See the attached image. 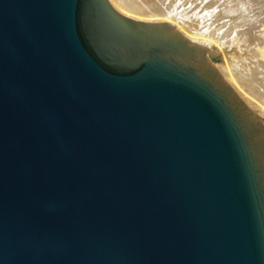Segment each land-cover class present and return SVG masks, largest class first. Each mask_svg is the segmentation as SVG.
Returning a JSON list of instances; mask_svg holds the SVG:
<instances>
[{"label":"water","instance_id":"1","mask_svg":"<svg viewBox=\"0 0 264 264\" xmlns=\"http://www.w3.org/2000/svg\"><path fill=\"white\" fill-rule=\"evenodd\" d=\"M210 54L107 0H0V264H264V123Z\"/></svg>","mask_w":264,"mask_h":264},{"label":"bare ground","instance_id":"2","mask_svg":"<svg viewBox=\"0 0 264 264\" xmlns=\"http://www.w3.org/2000/svg\"><path fill=\"white\" fill-rule=\"evenodd\" d=\"M107 1L109 2V5L113 9H115L117 12L128 18V20L134 22H137V20L144 21L146 22V24H152V25L173 26L187 41L198 44V50H210L211 54L208 63L216 69L217 75L221 80H223L228 85L230 84L229 86L230 87L232 86L235 89V90L233 89L235 93V97L238 99H241L239 96L244 98L243 94L240 91L241 89L240 84L238 83V80L240 79V82L241 81L246 82L247 86L249 84L252 87V89L256 88L257 90L256 91L254 89L255 91H253L251 89L252 93L253 92L255 93V94L253 93L255 97L251 96L252 94L250 89H248L247 92L249 94L250 91L251 95L249 96L253 97L252 100L255 98L254 100L257 101L256 103H251L252 100L251 101L248 100L250 98L249 96H247L249 97L248 99L245 96L244 101L250 107L255 106V104L259 105L261 108L260 109L261 112L264 113V63L259 62L255 58V56L250 55L249 57L246 58L245 56H242V60H244V62L246 61V63L248 62L249 66L248 68L245 69L244 68L239 69L237 66H239L240 64L239 65L236 64L237 63L236 60L234 59L233 56H229V54L227 53L228 51L225 52L226 50L222 49L219 58V56L215 55V52H213L210 49L211 47L210 48L208 47L211 46V41H212L209 39V37L213 39L214 42H218V44L221 47H223L228 42L227 39H230L232 36L235 37V35H238L240 33L241 34L244 33L248 35L255 34L254 31L257 29V27L260 25H264L263 22L264 13L261 11L262 8H260L262 4L259 5L258 0H107ZM160 19H165V20H160ZM169 19L170 20L172 19V21L175 22V25L167 21ZM245 53L248 55L247 52ZM220 59L221 61H219ZM227 68L230 69L232 68L234 73H237L238 76L237 78H239L237 81H235L229 75V73L227 72ZM224 78L227 80L228 83L225 81ZM251 87H247V88H251ZM235 91L238 93L239 96ZM241 100L243 101V99ZM247 104L245 105L247 106ZM249 106H247V108L251 110ZM257 120L258 122H261L262 119L259 116H257ZM260 132H261L260 140H262L264 143L263 128H260Z\"/></svg>","mask_w":264,"mask_h":264},{"label":"rangeland","instance_id":"3","mask_svg":"<svg viewBox=\"0 0 264 264\" xmlns=\"http://www.w3.org/2000/svg\"><path fill=\"white\" fill-rule=\"evenodd\" d=\"M258 2H259V5H261L260 6V8H262L261 9V11L264 13V0H258ZM233 9V8H232ZM154 19V18H153ZM153 19H151V20H153ZM147 20H150V19H147ZM157 20V19H156ZM160 20H165V19H160ZM167 21H169V22H171L172 24H174L175 25V22H173L172 21V19L170 20H167ZM264 22V21H263ZM255 32V34H253V35H248V34H244V33H240V34H238V35H235V37L234 36H232L230 39H227L228 40V42L223 46V47H221L219 44H218V42H214V40L213 39H211L210 37H209V39L210 40H212L211 41V46H208L213 52H215V55H217V56H219V58H220V52L222 51V49L223 50H226L225 52H227L228 54H229V56H233L234 57V59L236 60V64L237 65H239V66H237L239 69H245V68H248V62L246 63V61L244 62V60H242V56H245V58L246 57H249L250 55L251 56H255V58L259 61V62H262V63H264V25H260V26H258L257 27V29L254 31ZM237 36V37H236ZM235 38V39H234ZM240 38V39H239ZM246 39V40H245ZM248 39V40H247ZM230 40V41H229ZM240 41H241V43H240ZM257 41V42H256ZM215 43H216V46H215ZM247 44V45H246ZM249 44V45H248ZM260 44V45H259ZM219 45V46H218ZM237 45V46H236ZM214 46V47H213ZM230 49H228V48ZM250 47H252V48H250ZM242 48V49H241ZM247 48V49H246ZM241 50V51H238V50ZM246 49V50H245ZM251 49V50H250ZM249 50V51H248ZM233 51V52H232ZM232 52V53H231ZM242 52H244V53H242ZM245 52H247L248 53V55L245 53ZM238 53V54H237ZM236 54H237V57H236ZM240 54H242V55H240ZM263 57V58H262ZM236 58H238V59H236ZM242 61H241V60ZM261 60V61H260ZM219 61H221V59L219 60ZM216 62H218V61H216ZM244 62V63H243ZM244 64V65H243ZM232 68L230 69V68H227V72L229 73V75L235 80V81H237L239 78H237L238 76H237V73H234V71L232 70ZM220 72V71H219ZM235 74V75H234ZM222 75V74H221ZM223 76V75H222ZM237 79H236V78ZM225 79V78H224ZM225 81L227 82V80L225 79ZM242 82V81H241ZM240 82V79L238 80V83L240 84V87H241V89H240V91H241V93L243 94V96H244V98H245V96H246V98L248 99L250 96L249 95H251V96H253V97H255L254 95H253V93H252V91H251V89H252V87L248 84V86H247V83L246 82H242L241 83ZM228 83V82H227ZM236 83V82H235ZM237 84V83H236ZM230 85V84H229ZM238 85V84H237ZM245 86V87H244ZM251 87V88H247V87ZM232 87V86H231ZM233 88V87H232ZM234 89V88H233ZM248 89H250V91H251V94H250V91H249V94L247 93L248 92ZM255 90H256V88H254ZM254 89H252L253 91H255ZM235 90V89H234ZM257 91V90H256ZM236 92V91H235ZM237 93V92H236ZM245 94V95H244ZM255 94V93H254ZM237 95H238V93H237ZM239 96V95H238ZM247 96H249V97H247ZM241 99H243V101H244V98H242L241 96H239ZM253 97H250L248 100H252V98ZM255 99V98H254ZM253 99V100H254ZM251 101V103H256L257 101L256 100H254V101ZM245 102V101H244ZM245 104H247L246 102H245ZM247 106H249L248 104H247ZM249 108H251V110H253V112L257 115V116H259L262 120H261V123H264V113H262L261 112V108H260V106L259 105H257V104H255V106H252V107H250L249 106ZM259 109V110H258ZM256 110H258V111H256ZM263 131H264V127H263Z\"/></svg>","mask_w":264,"mask_h":264}]
</instances>
